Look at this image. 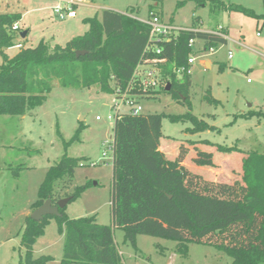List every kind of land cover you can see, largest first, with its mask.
I'll list each match as a JSON object with an SVG mask.
<instances>
[{"label":"rangeland","instance_id":"374dc122","mask_svg":"<svg viewBox=\"0 0 264 264\" xmlns=\"http://www.w3.org/2000/svg\"><path fill=\"white\" fill-rule=\"evenodd\" d=\"M184 1L85 0L73 7L76 19H61L54 9L66 7L57 0H0V14L21 13V32H29L24 40L18 37L6 53L14 57L21 45L36 47L41 41L52 47L65 46L89 31L86 19L101 16L105 9L146 21L150 8H155L166 22L180 28L221 31L226 27L227 44L218 45L214 53L196 54L199 58L192 67L191 105L179 104L162 91L157 99L141 105L142 114L163 115L161 148L167 158L175 159L184 144L189 148L186 162L193 172L234 183L242 178L241 161L247 153L264 154V0H222L226 5L251 10L262 16L260 19L236 11L214 14L209 5L197 6L192 1L178 6ZM197 44L202 47V42ZM204 61H209L211 68H205ZM51 83L52 90L41 107L25 116L0 115V264H17L23 258L25 220L33 213L48 169L65 155L83 161L70 184L61 189L62 196L89 184L66 206V217L96 216L99 224H111L113 154L107 144L114 141L117 98L103 93L97 85L63 87L58 79ZM209 90L216 104L205 100ZM126 111L123 107L121 113ZM252 112L250 118L242 117ZM188 113L207 129L194 133V122L170 121V117ZM218 146L238 151L226 154L219 152ZM198 150L213 154L214 168L192 163ZM64 237L56 219H50L34 246V256H52L54 261L49 264H60ZM115 241L122 264H169L173 255L174 264L233 263L229 255L206 245L191 244L189 255L182 257L176 253L175 242L163 238L139 235L135 247L125 243L124 232L116 229Z\"/></svg>","mask_w":264,"mask_h":264},{"label":"trees","instance_id":"16d2710c","mask_svg":"<svg viewBox=\"0 0 264 264\" xmlns=\"http://www.w3.org/2000/svg\"><path fill=\"white\" fill-rule=\"evenodd\" d=\"M197 6L209 5L211 12L236 11L260 19L253 11L237 5H226L222 0H185ZM161 16L155 8H150ZM162 17V16H161ZM20 14H0V115L25 116L41 107L52 90V80L63 87L99 86L105 94L115 88L125 90L131 83L136 68L147 56L150 27L129 15L105 9L101 16L88 18L90 29L70 40L65 46L41 41L36 47H19L14 57L6 50L19 37L13 26ZM21 31V30H20ZM223 34L224 36L220 35ZM226 30L215 33L197 28L182 32L171 42L159 44L162 73L161 87L144 97L157 99L167 92L177 103L191 105L189 92L191 75L179 76L177 70L189 69L188 60L196 52L191 40L204 43V48L227 44ZM77 51L85 54L77 57ZM170 86V91H166ZM205 100L216 104L210 90ZM254 112L242 115L250 118ZM171 122L192 121L194 133L207 129L206 124L188 113L170 117ZM163 115L115 114L114 159L111 190V224L102 225L96 216L69 219L65 208L61 216H48L36 222L26 218L21 246L24 256L17 264H49L52 256H34V246L54 218L64 234L63 257L60 264H122V255L115 241V230L124 232V242L137 246L139 235L163 238L176 243V253L187 257L191 244L206 245L229 255L232 264H264V154L256 151L242 158V178L234 183L218 182L193 172L184 165L189 148L182 144L177 157L167 158L160 150ZM83 128V126H82ZM210 144L209 142H206ZM226 154L236 148L218 146ZM81 159L64 156L51 166L39 189L33 211L48 199L53 206L64 199L75 200L89 184L74 194L62 196L61 189L70 184ZM192 163L202 168H214L213 154L198 150ZM69 202V203H70Z\"/></svg>","mask_w":264,"mask_h":264},{"label":"built area","instance_id":"2783aa9c","mask_svg":"<svg viewBox=\"0 0 264 264\" xmlns=\"http://www.w3.org/2000/svg\"><path fill=\"white\" fill-rule=\"evenodd\" d=\"M59 3L65 5V9L58 6L54 9L55 14L59 15L61 19L65 17L75 18L76 13L73 10L74 5L78 3H84L85 0H57ZM141 21V20H139ZM150 27V42L146 49L147 55L151 53V56H147L142 63L138 65L134 73L133 79L129 86L125 90L121 88H115L114 95L117 98V102L114 105V109L118 114H130V115H140L142 114V105L144 97L151 95L153 92H157L161 87L166 86L162 83V73L160 64L165 63V59H159L158 56L161 54V49L159 44L162 42H171L173 38H176L182 32H189L192 29L180 28L172 24L171 22H166L163 17L156 14V12L151 11L149 18L146 21H141ZM13 31L17 32L20 37V27L18 24L13 26ZM224 36L222 33L220 34ZM197 40H191L189 46L195 50ZM198 51V50H197ZM214 53L215 48H210L206 51L202 48L201 53ZM198 53V52H197ZM202 57V56H200ZM199 58V57H198ZM196 54H192L188 60L189 69L181 68L177 70L180 77L184 74L191 75L192 67L196 63ZM229 58H232V53H229ZM127 108L126 112L121 113L122 108ZM108 149L113 154L114 159V141L107 144Z\"/></svg>","mask_w":264,"mask_h":264},{"label":"water","instance_id":"95a60500","mask_svg":"<svg viewBox=\"0 0 264 264\" xmlns=\"http://www.w3.org/2000/svg\"><path fill=\"white\" fill-rule=\"evenodd\" d=\"M27 31L20 33V38L24 39L27 36ZM84 51H77L76 55L77 57H80L81 55H84ZM171 87L167 86L166 91H170ZM70 202V198H64L60 200L56 206H53L52 200L48 199L41 207L33 211V213L30 215V218L36 222H41L44 220L45 217L48 216H55L60 217L61 213L60 210L64 209Z\"/></svg>","mask_w":264,"mask_h":264},{"label":"crops","instance_id":"0c3cea01","mask_svg":"<svg viewBox=\"0 0 264 264\" xmlns=\"http://www.w3.org/2000/svg\"><path fill=\"white\" fill-rule=\"evenodd\" d=\"M10 14H20L21 15V20L23 19V16H22V14L21 13H10ZM68 18V17H67ZM77 18V15H76V17L75 18H70V19H76ZM20 20V21H21ZM20 21H19V23H17L18 24V26L20 27ZM172 23V22H171ZM173 24V23H172ZM224 27V26H223ZM192 29V28H191ZM224 29L226 30V34L228 35V30H227V28L226 27H224ZM20 30H21V28H20ZM28 32V31H27ZM202 32H208V33H215V32H217V31H215V29H210L209 31H202ZM29 33V32H28ZM28 33H27V36H28ZM27 36H26V38H27ZM227 37V36H226ZM26 38H24V39H26ZM22 39V38H21ZM23 39V40H24ZM228 41V40H227ZM199 41H197V43H198ZM20 44H21V41L19 42ZM23 43V42H22ZM196 43V49L194 50L196 53L195 54H197V52L198 53H201L202 52V48L204 47V43L202 42V47H199L198 46V44ZM21 47V46H20ZM198 50V51H197ZM203 65L205 66V68H207V69H209V68H211V63L209 62V61H204L203 62ZM191 81H192V75H191ZM192 85H193V82H192ZM193 87V86H192ZM191 87V88H192ZM160 150L161 151H163V149L160 147ZM164 152V151H163ZM177 157V156H176ZM175 157V158H176ZM184 165L185 166H187V167H189L190 168V166L188 165V163L186 162V160H185V162H184ZM96 221H97V218H96ZM117 244V243H116ZM175 247H176V243H175ZM189 252H190V247H189ZM189 255V254H188ZM174 257H175V255H173L172 257H171V262L169 263V264H174Z\"/></svg>","mask_w":264,"mask_h":264}]
</instances>
